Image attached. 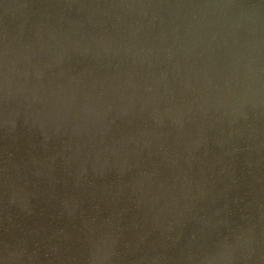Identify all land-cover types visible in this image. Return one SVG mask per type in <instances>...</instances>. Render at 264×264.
Here are the masks:
<instances>
[{
	"label": "water",
	"instance_id": "1",
	"mask_svg": "<svg viewBox=\"0 0 264 264\" xmlns=\"http://www.w3.org/2000/svg\"><path fill=\"white\" fill-rule=\"evenodd\" d=\"M0 264H264V0H0Z\"/></svg>",
	"mask_w": 264,
	"mask_h": 264
}]
</instances>
